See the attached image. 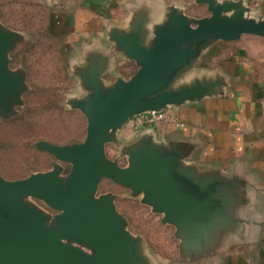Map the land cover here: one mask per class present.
I'll return each mask as SVG.
<instances>
[{"label": "water", "instance_id": "95a60500", "mask_svg": "<svg viewBox=\"0 0 264 264\" xmlns=\"http://www.w3.org/2000/svg\"><path fill=\"white\" fill-rule=\"evenodd\" d=\"M195 3L206 6L209 16L193 18L171 6L165 21L151 29L141 12L129 31L112 29L116 50L137 66L129 79L107 85V58L101 53L88 54L87 64L76 68L87 93L67 103L85 117L86 137L65 145L36 142L54 158L46 172L18 180L0 174V264H151L141 238L117 209L118 195L99 194L103 180L162 215L161 222L175 228L182 259L204 254L231 222L232 182L199 174L184 163L185 151L177 145H159L148 135L127 145L118 140V132L138 115L223 93L220 77L185 80L212 45L246 35L264 38V19L248 17L242 1ZM23 39L0 21V120L16 114L28 90L27 73L10 67V54ZM108 144L122 146L125 166L107 156Z\"/></svg>", "mask_w": 264, "mask_h": 264}, {"label": "crops", "instance_id": "0c3cea01", "mask_svg": "<svg viewBox=\"0 0 264 264\" xmlns=\"http://www.w3.org/2000/svg\"><path fill=\"white\" fill-rule=\"evenodd\" d=\"M233 1L243 2L248 17L264 19V0ZM45 5L50 31L67 48H81L79 66L87 64L88 54L107 58V85L137 70L110 41L112 29L129 31L140 12L151 29L165 21L171 6L193 18L209 16L195 0H45ZM217 77L224 81L222 94L166 109L183 128L164 122L139 125L132 118L118 140L127 145L148 135L159 145H177L185 151L186 165L233 184L228 190L235 200L231 222L204 254L194 260L180 257L177 264H264V38L246 35L212 45L186 82Z\"/></svg>", "mask_w": 264, "mask_h": 264}, {"label": "rangeland", "instance_id": "374dc122", "mask_svg": "<svg viewBox=\"0 0 264 264\" xmlns=\"http://www.w3.org/2000/svg\"><path fill=\"white\" fill-rule=\"evenodd\" d=\"M194 11L199 14L197 9ZM0 21L24 36L10 54V67L27 73L28 90L16 114L0 120V174L7 180H18L46 172L55 162L52 156L34 146L36 142L65 145L84 141L86 119L67 102L87 92L76 74L82 60L81 48H67L50 31L45 0H0ZM122 150V146L108 144L106 154L125 166L127 160ZM64 167L67 173L70 167ZM107 192L118 195L117 209L126 217L128 230L141 238L150 263L177 264L180 241L175 228L163 224L162 215L154 214L140 198H131L127 189L103 180L99 194ZM36 204L53 214L42 203Z\"/></svg>", "mask_w": 264, "mask_h": 264}, {"label": "built area", "instance_id": "2783aa9c", "mask_svg": "<svg viewBox=\"0 0 264 264\" xmlns=\"http://www.w3.org/2000/svg\"><path fill=\"white\" fill-rule=\"evenodd\" d=\"M133 120H135L136 123H138L139 125H142L145 122L148 124L164 122V123L173 124L178 128L184 127V124L182 122L173 118V116L169 115L166 110H162L159 112H150V113L138 115V116L134 117Z\"/></svg>", "mask_w": 264, "mask_h": 264}, {"label": "flooded vegetation", "instance_id": "af4514ba", "mask_svg": "<svg viewBox=\"0 0 264 264\" xmlns=\"http://www.w3.org/2000/svg\"><path fill=\"white\" fill-rule=\"evenodd\" d=\"M49 211H51V212H53V213H55L53 210H51V209H49Z\"/></svg>", "mask_w": 264, "mask_h": 264}]
</instances>
